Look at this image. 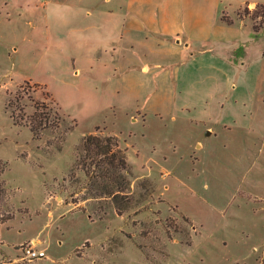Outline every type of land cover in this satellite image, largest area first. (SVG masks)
I'll return each instance as SVG.
<instances>
[{
	"label": "rangeland",
	"instance_id": "1",
	"mask_svg": "<svg viewBox=\"0 0 264 264\" xmlns=\"http://www.w3.org/2000/svg\"><path fill=\"white\" fill-rule=\"evenodd\" d=\"M98 1L0 0V207L15 213L0 254L38 238L49 256L34 264H264V27L249 21L245 54L204 55L154 102L87 73L83 24ZM37 103L50 116L39 138L27 123ZM95 130L126 149L131 185L118 198L92 194L79 165Z\"/></svg>",
	"mask_w": 264,
	"mask_h": 264
},
{
	"label": "crops",
	"instance_id": "2",
	"mask_svg": "<svg viewBox=\"0 0 264 264\" xmlns=\"http://www.w3.org/2000/svg\"><path fill=\"white\" fill-rule=\"evenodd\" d=\"M235 1L238 4L231 14L229 8ZM259 4L264 5V0L94 2L83 24L84 48L90 55L84 67L94 80L108 82L114 88L112 95L168 101L174 87L187 76L184 68L193 72L204 62V55L213 54V59L226 65L236 51L247 52V23L252 21L256 32L264 23L256 30L257 19L248 14L236 16L237 10H253ZM41 246L46 247L44 241Z\"/></svg>",
	"mask_w": 264,
	"mask_h": 264
},
{
	"label": "trees",
	"instance_id": "3",
	"mask_svg": "<svg viewBox=\"0 0 264 264\" xmlns=\"http://www.w3.org/2000/svg\"><path fill=\"white\" fill-rule=\"evenodd\" d=\"M260 17L261 21L255 25L256 30L264 23V11L260 14ZM223 18L226 19V15H223ZM42 108H44L43 104L37 103L36 111L32 115L27 116V123L37 138L41 136L42 131L47 127L50 120L49 114L41 111ZM58 123H60V120ZM74 123L76 126L75 120ZM97 130H99V127ZM77 151L80 153L78 158L79 165L90 180L89 189L92 191V194H106L107 196L118 198L128 192L131 185L129 176L132 174V169L130 168L126 149L120 147L116 135H101L96 132L85 134L82 137L81 143L77 146ZM7 166V161L0 159L1 205L6 203L8 195L7 184L2 177ZM14 216L15 213L11 209L7 210V213H4L0 207V228L5 221Z\"/></svg>",
	"mask_w": 264,
	"mask_h": 264
},
{
	"label": "built area",
	"instance_id": "4",
	"mask_svg": "<svg viewBox=\"0 0 264 264\" xmlns=\"http://www.w3.org/2000/svg\"><path fill=\"white\" fill-rule=\"evenodd\" d=\"M43 240L33 239L20 244H16L15 248L18 253L16 256H9L8 254H0V264H34L39 260L49 256L47 248L41 246Z\"/></svg>",
	"mask_w": 264,
	"mask_h": 264
},
{
	"label": "water",
	"instance_id": "5",
	"mask_svg": "<svg viewBox=\"0 0 264 264\" xmlns=\"http://www.w3.org/2000/svg\"><path fill=\"white\" fill-rule=\"evenodd\" d=\"M208 134H210V131H208Z\"/></svg>",
	"mask_w": 264,
	"mask_h": 264
}]
</instances>
